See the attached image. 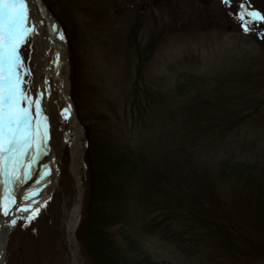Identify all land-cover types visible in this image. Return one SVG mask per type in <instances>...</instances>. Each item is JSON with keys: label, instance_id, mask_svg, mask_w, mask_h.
Returning <instances> with one entry per match:
<instances>
[{"label": "rangeland", "instance_id": "374dc122", "mask_svg": "<svg viewBox=\"0 0 264 264\" xmlns=\"http://www.w3.org/2000/svg\"><path fill=\"white\" fill-rule=\"evenodd\" d=\"M41 1L44 6L49 2L50 7L46 9L58 21L63 33L68 97L79 125L78 113L94 122L97 128L104 127L106 134L112 132L120 144L133 139L137 143L153 140L162 122H166L164 134L168 138L181 124L183 128L191 127L187 124L193 117L192 111L175 104L166 109L157 108L154 116L148 112L143 118L144 129L129 127L128 121H124L125 97L138 64L142 68V81L150 88L166 91L177 81H184L187 95L196 93V98L208 100L210 108L201 109L198 116L210 123L212 118L219 121L234 114H247L227 130H208L198 144L202 160L196 165L195 173L209 184L212 192L208 213L231 223L235 232L254 231L253 218L264 221V190L255 200L251 194L256 192V181L264 184V173L247 171L245 175L232 177L227 167L229 176L224 177L218 174L216 165L231 147V156L240 157L238 154L242 151V157L258 160L259 164L263 160L264 168V24L246 16L251 22L245 31L239 19L240 0H232L227 5L224 0ZM245 5L247 10L257 9L264 16V0H245ZM30 20L28 16L29 27ZM63 29L69 35L71 46ZM20 55L24 62L21 71L26 94L35 100L40 83L45 87L44 119L49 121L53 155L39 164L32 153L19 208L39 211L30 219H26L28 212L17 211L16 223L7 235L3 264H68L62 210L74 204L77 189L68 156L73 124L62 110L65 100L57 79V72L62 76L65 70L55 68L52 44L37 63L41 51L30 34ZM31 111L35 113V108ZM164 117H167L165 121ZM115 124L118 126L113 127ZM106 126L111 128L106 130ZM80 128L82 138L81 125ZM81 140L82 152L84 137ZM244 142L248 144L245 152L240 149ZM79 169L83 193V152ZM33 192L36 195L32 196ZM143 239L149 262L189 264L180 260L177 251L153 237ZM76 241L81 264H92ZM221 249L213 240H205L198 246L200 264H264V257L258 254L252 258L245 256V252L233 256L232 251Z\"/></svg>", "mask_w": 264, "mask_h": 264}, {"label": "trees", "instance_id": "16d2710c", "mask_svg": "<svg viewBox=\"0 0 264 264\" xmlns=\"http://www.w3.org/2000/svg\"><path fill=\"white\" fill-rule=\"evenodd\" d=\"M64 33L71 46L68 33ZM141 69L136 65L125 97L124 121L129 127L144 129L143 118L148 112L155 115L157 108L174 104L192 111L187 124L191 127L183 128L181 124L168 138L164 134L166 122H162L153 140L137 143L133 139L120 144L112 132L106 134L104 127L97 128L94 122L77 114L84 137L85 176L80 220L74 234L84 253L92 264H171L149 262L143 250V238L147 236L177 251L180 260L189 264H200L198 246L205 240H213L220 249L232 251L233 256L245 252L250 258L257 254L264 257L263 219L253 218L256 231L235 232L231 223L208 213L212 192L209 184L195 173L202 160L198 144L208 130H227L247 114H234L219 121L212 118L210 123L198 116L201 109L210 108L209 101L196 98V93L187 95L184 81H177L166 91L152 89L142 81ZM110 128L106 126V130ZM247 147L244 142L240 149L245 152ZM232 151L230 147L227 156L217 162L218 174L229 176L227 167L232 177L247 171L264 173L263 160L259 164L258 160L242 157V151L240 157H233ZM254 187L252 200L262 194L264 184L256 181ZM250 223L253 224L251 220ZM197 229L203 232H194Z\"/></svg>", "mask_w": 264, "mask_h": 264}, {"label": "bare ground", "instance_id": "6f19581e", "mask_svg": "<svg viewBox=\"0 0 264 264\" xmlns=\"http://www.w3.org/2000/svg\"><path fill=\"white\" fill-rule=\"evenodd\" d=\"M28 5V16L30 17V27L35 30L30 34L34 45H36L40 51L41 55L39 57L40 63L45 51L50 44L54 46V55L55 62L58 64L59 68H63L66 72L67 66L66 54H65V45L64 41L61 39V31L58 29V26L55 24L52 18H49L47 12L42 8L41 0H26ZM64 75H60L57 72V79L59 81V88L64 96L65 103L62 110H68L71 113V119L73 124V131L68 141V156H69V170L76 176V189L77 195L74 204L68 208L64 207L62 213L63 218V229L66 234V242L69 250V262L68 264H81L80 253H79V244L76 241L74 236V230L79 217V205L80 198L82 195V187L80 184V153H81V132L80 126L76 118L72 115V109L70 102L67 96V72ZM22 75V79H23ZM39 96L41 100V110L42 115L40 117L33 116L34 123L32 126V136H31V146L24 149L26 155L21 157L17 163H13L12 159L9 158L7 163L0 162V169H3V172L0 173V201H4L6 196L10 198L6 201L8 206L11 208L10 214L5 216L0 211V252L1 248L5 247L7 235L13 225L12 220L15 219L17 214V209L20 206V199L22 196V190L25 188L27 183V178L25 177V172H29V163L32 159V153L34 158L39 164L44 161L45 158H52L53 150L51 148V139H50V129L47 127L49 121L45 122V110L47 106V97L45 95V87L43 82L40 83ZM23 106V105H22ZM48 123V125H47ZM46 132V137H45ZM83 152V151H82ZM32 159V160H33ZM54 160V158H53ZM9 169L14 171L13 180L9 176L8 184L3 183L1 178L6 177L7 173L10 172ZM5 171L7 172L5 174ZM75 179V178H74ZM83 186V185H82ZM23 197V196H22ZM70 197V196H68ZM83 197V196H82ZM69 200V199H68ZM15 201V204H13ZM81 214V213H80ZM18 215V214H17ZM80 220V219H79ZM79 223V222H78ZM13 227V226H12ZM76 231V230H75ZM62 238V237H61ZM2 256V254L0 253ZM4 263V256H2Z\"/></svg>", "mask_w": 264, "mask_h": 264}, {"label": "snow or ice", "instance_id": "6c2138e0", "mask_svg": "<svg viewBox=\"0 0 264 264\" xmlns=\"http://www.w3.org/2000/svg\"><path fill=\"white\" fill-rule=\"evenodd\" d=\"M232 0H224L230 4ZM239 19L244 30H248L251 20L264 21V16L255 11H248L243 3L239 4ZM250 17L251 20L246 19ZM28 5L26 0H0V162L7 163L11 158L13 163L26 155L24 149L31 146L33 115H42L41 100L37 97L33 100L24 91L22 79L24 74L21 69L23 59L20 49L26 42V38L35 29L27 25ZM61 39L63 36L61 34ZM27 105V106H22ZM35 108V113L31 111ZM67 111V110H65ZM46 137V132H45ZM3 169H0V173ZM29 173L25 172L27 178ZM46 175V173H45ZM43 179V176L41 177ZM36 195L35 192L31 194ZM9 196L0 201V211L5 216L10 214L11 208L7 204ZM30 197H25L29 199ZM15 204V201H13ZM18 211L28 212L33 218L39 209L29 207L18 208ZM15 224L16 220L13 219Z\"/></svg>", "mask_w": 264, "mask_h": 264}, {"label": "water", "instance_id": "95a60500", "mask_svg": "<svg viewBox=\"0 0 264 264\" xmlns=\"http://www.w3.org/2000/svg\"><path fill=\"white\" fill-rule=\"evenodd\" d=\"M38 1H40V0H38ZM241 1V3H244V1L243 0H240ZM42 8L44 9V11H46L47 12V15H48V17L49 18H52L53 19V21L55 22V24L58 26L59 24L57 23V21L55 20V18L53 17V16H51V14L49 13V11L46 9V7L44 6V5H42ZM55 66H56V69H58L59 68V66H58V64L57 63H55ZM67 67H65V69H66ZM66 73V72H65ZM73 115V114H72ZM74 116V115H73ZM81 154V153H80ZM7 172L5 171V174H6ZM14 174V173H13ZM7 176L6 177H4V178H1V181H3V183H7L8 184V177H9V175H11L10 174V172L9 173H7L6 174ZM11 178H12V176H10ZM79 207H80V205H79ZM2 249V252H0L1 254H2V256H4V248H1ZM2 256L0 255V264H3V260H2Z\"/></svg>", "mask_w": 264, "mask_h": 264}]
</instances>
